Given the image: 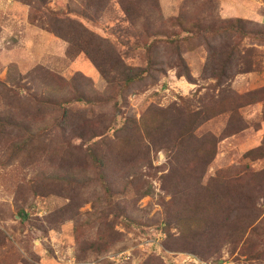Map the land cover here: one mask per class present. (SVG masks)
I'll return each mask as SVG.
<instances>
[{
  "label": "rangeland",
  "instance_id": "1",
  "mask_svg": "<svg viewBox=\"0 0 264 264\" xmlns=\"http://www.w3.org/2000/svg\"><path fill=\"white\" fill-rule=\"evenodd\" d=\"M51 12L72 14L71 23L101 39L106 24L118 20L126 39L158 40L148 54L110 39L91 42L85 55L70 27L83 36L81 30ZM239 20L238 27L264 30V0H0V264H110L107 257L122 252L130 254L124 264H169L166 253L211 264H264V160L243 157L264 146V42L207 30ZM193 23L201 34L187 41L183 32ZM228 46L233 58L226 62ZM103 52L132 74L149 57L150 73L120 97L119 84H109L93 65ZM223 61L224 76L215 78ZM117 65L111 60L104 69L115 74ZM31 97L61 103L68 113L62 120L57 105ZM59 116L62 129L37 139L6 124L37 131ZM91 137L114 208L98 186L77 182L92 177L84 152ZM211 137L207 164L191 144ZM245 172L250 180L235 195L234 188L216 189L219 204L211 188H198L200 175L204 187L213 177ZM247 195L253 206L240 204ZM231 200L237 203L228 209ZM192 239L213 255L180 249Z\"/></svg>",
  "mask_w": 264,
  "mask_h": 264
},
{
  "label": "trees",
  "instance_id": "2",
  "mask_svg": "<svg viewBox=\"0 0 264 264\" xmlns=\"http://www.w3.org/2000/svg\"><path fill=\"white\" fill-rule=\"evenodd\" d=\"M52 19H56L57 22H66L68 24H72L71 23V18L69 16H71L72 14H66L63 12H51L49 14ZM74 15V14H73ZM76 16V15H74ZM78 17V16H76ZM138 19H140V17H137ZM142 20V19H140ZM241 20H239L237 23L233 22L230 25H220L217 29L211 28L209 27V29H207L208 31H211L212 33H216L217 31H225V32H233V34L238 35H242L245 38H249L252 40H257L258 42H264V30L263 29H246L244 27H238L236 24H240ZM118 20H113V22H108L106 24V26L104 27V32L106 34L105 39H101V37L97 36L96 34V38L93 34L87 32V30L83 27L82 24L76 23V28L78 30H81V33L84 34L83 36L78 34L72 27H70L73 30V35L74 38L76 39V45L75 48H77L78 50L81 51L82 54L85 55H91V50H92V43H103V44H107L106 41L108 40H112L113 42H115L118 46H120L122 49H126V50H132V51H140L143 50L146 54L150 53L152 50V45L153 43H155L158 39H154L152 41V43H147V44H142L136 41H131L130 39H126L127 36H129L128 32L122 33L120 31V29H117L116 27H118L117 25ZM179 25V24H178ZM178 27V26H177ZM179 28V27H178ZM200 30H201V25L198 23H193L192 24V30H190V28L185 29V31L183 32L186 36V40L189 41L193 36L197 37L200 36ZM149 31L146 28L145 29V33L147 34ZM70 35V33H69ZM170 37L169 41L171 44H175L177 42V35H173ZM156 36L155 34H149L147 37L148 39L150 37ZM71 37V35H70ZM157 37V36H156ZM93 39V40H92ZM97 42H96V41ZM92 42V43H91ZM65 43V42H64ZM233 47L234 46H228V51L226 52V62H228V60H231L233 58ZM102 51V50H101ZM148 61L146 64V67L142 70L139 71L137 73H129V69L127 68V66L121 61V59H118L114 56L111 55V53L106 52V53H102L100 55V57L98 58V60L96 59V57H94L93 59V65L94 67L97 69V71H99L101 73V75H103L105 81L109 82L110 84V79L112 82L119 84V86L116 88L117 89V94L121 97L123 96V93L126 91V89L133 85L136 84L138 82H140L144 76L148 73H150V67L152 64V60L151 58L147 57ZM101 60V62H100ZM111 60H116L117 63L119 64V66H116V69H118V72L113 74V72L111 71H105L104 69V65H107L109 62L110 65V61ZM100 62V64H99ZM102 63V64H101ZM225 64V62L223 61L222 65H220L219 67L215 68L214 72L217 73V75L215 76V78H221L224 76V68L223 65ZM112 70V69H111ZM33 99V101L37 102L38 104H49V105H57L59 111H61V119L64 120L66 114L68 113L65 109V107H63L61 105V103L59 104H55L52 103L50 100H46V101H42L41 103V98H35V97H31ZM44 100V99H42ZM76 100H78L79 102H87V99L84 97H76ZM64 104H67L64 102ZM8 124L10 127L12 128H18L23 130L28 136V140L30 139H37L41 136H45L46 134H48V132H50L52 129L54 128H58V130H61V120H60V116L54 120V122L50 125V126H42L39 127L37 129V131H32L30 129H28L25 125H22L20 123L17 124H13L11 122L6 123ZM212 138V137H211ZM208 139L206 140V142H199L201 141L200 139H197L195 142L193 141V144H197L194 145V147H192L191 144V148L193 150V154H196L195 156H198V160L199 157H205L207 158L206 163L209 164L212 160V156L211 155H207L206 153L210 152L212 149H214L215 144L212 142V147L209 146V141H213L214 139ZM189 141V140H188ZM178 142L182 145L184 142V137H179ZM27 142H23L22 144H18L15 145L11 151L10 154L13 155L15 154L17 151L22 150V148H24L25 144ZM187 144L190 145V143L186 142ZM204 144V145H203ZM95 144L93 143V138H88L85 141V149L84 152L88 158V160L90 161L91 164V168H92V177L86 178V179H81L79 181H77L79 184L82 185H86L87 183H93L96 186H98V188L100 189V191L103 194L104 197V201L105 203L109 206L114 208L115 207V197L113 194V189H112V185L109 181V179L107 178L106 175V171H105V166H104V161L101 158L100 154L96 151V148L94 146ZM188 152V151H185ZM244 159L245 162H255L258 160H264V146H260L256 149L250 150L248 152H246L244 154ZM248 164H245V167H248ZM252 174L249 173H237L233 176L227 177L226 179L224 178H215L213 177L212 180L207 181V185L203 187L202 183H201V175H200V182L198 181V185H200V187H198L200 190H205L206 192L210 191H214L213 192V197L215 198L216 202L219 204L221 203V201L223 200L220 196L219 193L216 192V189L219 187L220 189H226L225 186L230 187V188H234V195L239 192L241 190V187H243L245 184L248 183V181L250 180ZM49 179L51 181H55V182H66L67 179L65 177H58V176H50ZM197 180V179H196ZM199 180V179H198ZM211 183H213L215 186H212ZM217 184V187H216ZM262 192H264V190H262ZM244 201V205H251L253 206V202H254V196L253 195H247L244 196L242 198V200L240 201V204L242 205V202ZM237 201L236 200H231L229 202V204H225V207L228 209L232 208V205L236 204ZM20 216V218L22 217V215L18 214ZM177 216V215H176ZM166 219L164 220V222L166 223L167 227H169L170 222H172V218H170V216L166 215L165 216ZM165 229V226L163 228V230ZM229 240L231 242H233L231 240V238H229ZM202 247L198 245V240L192 239L189 240L187 242V245L182 246L180 249L181 250H185V251H190V252H199L198 254L202 257V258H209L211 257L213 254L206 250V249H201ZM197 249V250H196ZM214 247H211L210 250H213ZM203 250V251H200ZM205 261H207L206 259H204Z\"/></svg>",
  "mask_w": 264,
  "mask_h": 264
},
{
  "label": "built area",
  "instance_id": "3",
  "mask_svg": "<svg viewBox=\"0 0 264 264\" xmlns=\"http://www.w3.org/2000/svg\"><path fill=\"white\" fill-rule=\"evenodd\" d=\"M129 253L128 252H122L119 255H112L110 257H107L109 260L110 264H124L126 262V257L129 258ZM165 261L168 262L169 264H211L206 261H202L194 256L187 255V254H177V253H166L165 256ZM69 264H76L73 262H70ZM78 264H94V263H78Z\"/></svg>",
  "mask_w": 264,
  "mask_h": 264
}]
</instances>
